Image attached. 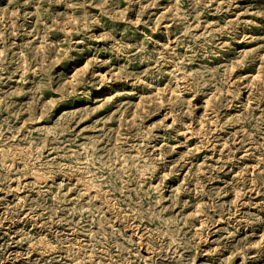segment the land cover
<instances>
[{
	"label": "rangeland",
	"instance_id": "1",
	"mask_svg": "<svg viewBox=\"0 0 264 264\" xmlns=\"http://www.w3.org/2000/svg\"><path fill=\"white\" fill-rule=\"evenodd\" d=\"M0 264H264V0H0Z\"/></svg>",
	"mask_w": 264,
	"mask_h": 264
}]
</instances>
